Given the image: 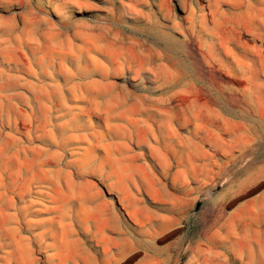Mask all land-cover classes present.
Wrapping results in <instances>:
<instances>
[{
    "label": "rangeland",
    "instance_id": "rangeland-1",
    "mask_svg": "<svg viewBox=\"0 0 264 264\" xmlns=\"http://www.w3.org/2000/svg\"><path fill=\"white\" fill-rule=\"evenodd\" d=\"M0 264H264V0H0Z\"/></svg>",
    "mask_w": 264,
    "mask_h": 264
}]
</instances>
